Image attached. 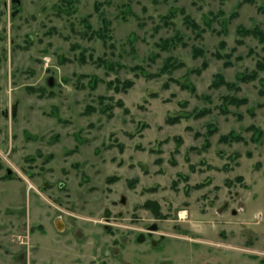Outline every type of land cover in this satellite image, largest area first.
Returning a JSON list of instances; mask_svg holds the SVG:
<instances>
[{"label": "rangeland", "instance_id": "obj_1", "mask_svg": "<svg viewBox=\"0 0 264 264\" xmlns=\"http://www.w3.org/2000/svg\"><path fill=\"white\" fill-rule=\"evenodd\" d=\"M0 264H264V0H0Z\"/></svg>", "mask_w": 264, "mask_h": 264}, {"label": "water", "instance_id": "obj_2", "mask_svg": "<svg viewBox=\"0 0 264 264\" xmlns=\"http://www.w3.org/2000/svg\"><path fill=\"white\" fill-rule=\"evenodd\" d=\"M50 86H53V83H50ZM16 112V109L14 110V113ZM122 205H125L126 204V199L125 198H122L121 199V202H120ZM145 207L146 208H149L151 209L153 212H154V215L156 217H160L161 216V204L158 202V201H152V200H149L145 203ZM106 216L109 217V214L106 213ZM158 225L157 224H153L152 226H150L148 228V232L149 233H156L158 231ZM145 240V236L144 235H141L139 238H138V241L139 242H142Z\"/></svg>", "mask_w": 264, "mask_h": 264}, {"label": "flooded vegetation", "instance_id": "obj_3", "mask_svg": "<svg viewBox=\"0 0 264 264\" xmlns=\"http://www.w3.org/2000/svg\"><path fill=\"white\" fill-rule=\"evenodd\" d=\"M153 213H154V212H153ZM150 234H151V233H150ZM140 236H141V235H140ZM140 236H139V237H140Z\"/></svg>", "mask_w": 264, "mask_h": 264}, {"label": "trees", "instance_id": "obj_4", "mask_svg": "<svg viewBox=\"0 0 264 264\" xmlns=\"http://www.w3.org/2000/svg\"><path fill=\"white\" fill-rule=\"evenodd\" d=\"M8 177V176H7Z\"/></svg>", "mask_w": 264, "mask_h": 264}]
</instances>
